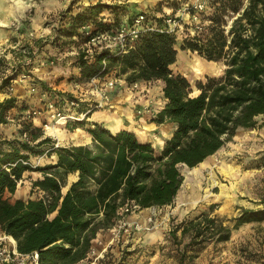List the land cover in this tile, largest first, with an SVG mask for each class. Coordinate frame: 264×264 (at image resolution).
Segmentation results:
<instances>
[{"label": "trees", "instance_id": "1", "mask_svg": "<svg viewBox=\"0 0 264 264\" xmlns=\"http://www.w3.org/2000/svg\"><path fill=\"white\" fill-rule=\"evenodd\" d=\"M103 7L91 5L74 14L67 9L58 15L60 26L52 42L56 54L47 49L45 58L54 61L66 48L72 49L75 36L85 37L92 52L88 47L73 56L80 69L78 80L103 77L115 69L116 76L129 85L161 81L165 104L154 120L174 124V130L159 151L133 131L114 133L98 123L86 129L91 144L61 146L28 117L35 105L25 107L17 135L5 139L9 150L0 152V233L12 236L21 254L37 252L40 264H79L85 260L97 234L111 230L129 214L121 211L127 205L137 210L173 204L184 181L182 166L196 167L217 153L239 129L258 127V117L264 115V0H247L246 4L243 0H206L200 11L191 5L189 14L197 13L199 23L183 39L180 49L226 65L222 76L197 81L199 92L195 95L187 77L172 70L179 54L172 32L145 31L121 53L103 43L93 45L92 37L113 33L121 23L114 7L105 6L114 13L111 22L101 17ZM227 14L236 15L229 27ZM164 16L157 19L158 25L164 24ZM83 25H90L88 34L81 29ZM17 73L4 78L0 89L6 91ZM39 90L64 112L71 111L68 101L74 100L72 95L43 85ZM15 103L13 96L0 101V123L8 122L7 115ZM84 122L68 123L73 129ZM44 153L56 154L57 162L34 166L31 157ZM26 171L42 172L43 177L32 182V190L38 195L10 201L5 194L16 192ZM75 172L78 179L63 193L68 175ZM234 220L235 229L264 221V207L243 208ZM174 227L171 236L182 257L209 240L228 241L232 233V228L208 213ZM180 229L183 235L191 236L182 248L177 235Z\"/></svg>", "mask_w": 264, "mask_h": 264}, {"label": "rangeland", "instance_id": "2", "mask_svg": "<svg viewBox=\"0 0 264 264\" xmlns=\"http://www.w3.org/2000/svg\"><path fill=\"white\" fill-rule=\"evenodd\" d=\"M56 1L60 0H0V41H3L0 44V70L3 73L0 79L10 75L13 76L16 71H25L33 75L34 66H40L42 61H44L42 55L39 56L40 44L35 43L37 38L29 20L30 17H34L36 12L42 10L48 22H50L51 20H58V15L67 9H70L71 13L74 14L78 11H84L91 5H103L104 7L100 12L101 17L108 22L113 20L114 13L110 12L112 9L105 6L114 7L121 22L117 26L118 28L126 25L140 13L148 14L153 21H157L159 17L167 14L182 17V26L173 32L177 37L179 59L177 58V61L171 67L175 73H181L187 77L193 87L192 95L199 92L195 86L197 81H206L207 77H219L224 73L226 65L223 61H209L211 62L209 66L213 70L196 75L191 70V65L196 63L198 58L206 60L197 52L180 49L183 39L188 33H192L193 26L199 23V18L194 20L189 14V11H192L191 5L197 3V0H69L68 7L57 13L48 9ZM243 2L246 4L247 0H243ZM235 17L236 15L233 14L225 16L227 27H229ZM17 25H19L18 30L16 29ZM59 26L60 24L54 29L56 30ZM10 29L15 32L13 36L7 34ZM89 29L91 30V28ZM30 32H33L34 36H30ZM86 34L84 35L86 36ZM6 38H8L7 41L5 40ZM74 39L76 43H72L73 46L70 49L73 52L71 53L72 56H75L79 49H86L91 45L86 41L85 37L79 39L78 36H75ZM49 63L50 67L45 65L41 67L46 68V70L56 71L58 81L66 80V83L59 90L55 89V91L64 94L73 93L70 90L75 89L74 84L76 82L84 83L82 84L84 90H81V92L86 97L80 96V92L75 95L78 98H82V100L79 106L71 107L70 112L73 115H77V112L81 109V111L86 110L89 104L95 103L98 97L95 93H91L88 85L85 84L86 81H79V76L75 74L65 73L66 69L63 70L60 67V63H52V61H49ZM116 75L117 71L112 69L108 74L100 78L101 82H106L110 77L118 78ZM119 79L123 83L116 84V87L109 92L110 105L93 109L92 112L106 110L114 116L120 117L121 121L125 120L132 130L137 133L136 135L141 141L152 140V144L161 142L159 137L168 135L163 132L167 131L169 133V131L174 129L172 123L157 124L154 120L158 110H161L165 104L162 82H142L141 87L132 89L129 84L124 83V79ZM15 80L18 81L20 79L16 77ZM62 89H65V91ZM86 90L87 92H85ZM40 92L39 90L31 93L33 95ZM42 103L43 101H39L36 105ZM111 104L114 106L112 107ZM83 106L84 108H81ZM49 124L50 127L44 129L50 135H52V127L55 126L60 129L64 125L54 121H50ZM78 130L84 133H81L78 139L73 136L74 141L85 143V130L83 128L77 127L71 132L74 133ZM53 135L57 136V133ZM60 139L62 140V138ZM155 149L157 151L160 150L158 147ZM181 172L184 176L181 190L183 196L185 198L188 197L191 201L193 210L201 211L203 209L204 213L208 212L212 217L218 218L224 225L232 228V233L228 241L216 243L209 240L197 250H187L182 257L181 252L177 251V245L171 236V230L175 229L173 225L163 237V249L168 254V258L163 260V264H264V221L250 222L241 225L237 229L234 228V219L243 208L258 209L264 207V115L258 117V127L254 129H239L236 135L226 142L217 153L194 168L182 166ZM26 180L28 182L23 183L19 187V192L13 194L11 198L19 196L26 199L30 196L36 197L38 195L37 191L29 189V182L32 181L31 177H27ZM177 235L182 243L183 240H188L190 234L186 233L183 235L182 231L178 230ZM106 258L104 255L99 260H106ZM88 260L91 259L89 258ZM97 262L98 260L95 263Z\"/></svg>", "mask_w": 264, "mask_h": 264}, {"label": "crops", "instance_id": "3", "mask_svg": "<svg viewBox=\"0 0 264 264\" xmlns=\"http://www.w3.org/2000/svg\"><path fill=\"white\" fill-rule=\"evenodd\" d=\"M69 3V0L56 1L48 9L54 10L56 13L61 12V10H64L68 7ZM29 20L30 25L33 27L35 36L37 38L35 43L37 42L41 46L45 44V46H43L42 48L40 46L39 52V56L42 55L44 61H42L40 66H34V70L32 71L34 79H36L37 81V87L39 89V86L43 85L51 91H55V89L59 90L62 85L66 83V80L58 81L56 77V71L46 70V68L44 69L41 67L42 65L50 67L49 61L51 60L45 58V52L47 49H50V52L56 54V49L53 48L52 42L56 36V31L54 28L60 23L59 18L56 21L51 20L50 22H48V19L43 14V11L40 10L34 14V17H30ZM7 34H10L9 36H13L15 32L14 30L10 29ZM5 40L7 41L8 38H6ZM1 42L3 41H0V44ZM44 48L46 49L44 50ZM70 49L71 48L69 47L66 48L64 53L59 54V57L54 58V61L52 60V63H60V67H62L63 70L66 69L65 73L67 74H75L76 76H80V69L75 65V63H73L75 59L71 55V53L73 52L70 51ZM51 67L53 66L51 65ZM1 72L2 71L0 70V77L3 75V73ZM1 80L3 79H0V81ZM12 82L11 84H9V87L12 86L13 88L10 93L9 91L7 92V90L3 92V90L0 89V101L10 96L16 98V106H14L10 110V114L15 117L14 120L8 121L6 123H0V152L9 150L10 146L5 141V139L9 140L17 135L20 128L19 117L21 113L27 112L25 107H32V105H36L37 103H39V101H44L46 99V97L43 96L41 92L38 94L34 93L32 95V93L29 91V83L27 80L23 81L20 79L18 81L14 80ZM124 83L126 82L124 81ZM81 89L82 91L84 90L83 88ZM62 90L65 91V89ZM70 91L73 92L69 93L72 96L76 95L79 92L75 89ZM85 92H87V90ZM80 96L86 97V95L82 94V92H80ZM113 106L114 105H112V107ZM115 106L117 105L115 104ZM117 118L119 119V121H117ZM94 123L102 124L108 129L111 128L110 130L114 133L121 129H128L130 131L135 132L134 130H132L130 125L125 122V120L121 121L120 117L114 116L112 113H109L106 110H96L92 112L90 116H87L85 118L84 124L78 127L83 128L85 130V143L74 141L73 133L71 131L76 128L71 129L70 127L73 126V124L71 123H64V125L62 124L63 126H61L59 129V131H61L62 133H57L58 137L54 136L53 134L50 135L47 130H45L44 128L43 129L46 136H51L54 140H56V145L68 146L71 144H90L92 142V138L86 129H88L89 127H93ZM34 125L37 127H42L39 122L34 123ZM114 126L116 127L115 129H113ZM173 130L169 131L166 137L160 136L159 138L162 139L161 142H155V144L153 143V146L155 148L158 147L159 149H162L163 143L172 135ZM60 138H62V140ZM147 142L152 143L153 141L147 140ZM57 160L58 157L56 154L49 155L47 153H44L42 155L31 157V163L34 166H45L48 164H53L56 163ZM29 176L32 179V181L29 182V189H32L33 180L42 178L43 174L40 171H26L23 174V178L20 180L17 190L14 194H17V192H19V187H21L23 183L28 182L26 178ZM77 179L78 172L70 173L67 177V185L62 189L63 193H65L71 183H73ZM33 191L36 190L34 189ZM181 193L182 190L180 189L173 204L166 205L163 207L154 206L143 209H137L129 214H126L125 218H123L127 220L129 225L126 231L116 233L115 230L112 228L111 230L105 233H98L97 238L95 239L97 251L103 252V256L105 255L107 258L106 260H98V262L94 264H163V260L168 258V254L163 249V237L170 231L171 226L181 223H187L190 220L195 219L200 214L204 213L203 209L201 211H194L193 205L190 203L191 201L188 199V197L185 198L183 196V193ZM12 195L13 194L11 193H6L5 197L8 198L10 201H14L17 198H21L19 196L11 198ZM28 198L35 197L30 196ZM136 224L139 225L140 229L137 227L139 230L135 228ZM147 227H149V229H146ZM190 239L191 236L189 235L188 240H183L180 245V248L187 244ZM177 251H180V249ZM79 264H89V261L83 260Z\"/></svg>", "mask_w": 264, "mask_h": 264}, {"label": "built area", "instance_id": "4", "mask_svg": "<svg viewBox=\"0 0 264 264\" xmlns=\"http://www.w3.org/2000/svg\"><path fill=\"white\" fill-rule=\"evenodd\" d=\"M205 5V0H197V3L193 4L194 8L198 11L202 10ZM194 20H198V14H194L193 16H190ZM182 17H178L177 15H170L167 14L164 16V24L158 25L156 21H153V19H150L148 14L146 13H140L136 17L132 19L131 22H128L126 25H123L119 28H117L113 33H102L99 35H96L91 38V43L93 45H97L99 43L105 44L106 47H115L118 52H126L127 49L134 43V41L139 37V35L145 31L148 30H156V31H167V32H175L177 29H179L182 24ZM90 28V25H83L82 30H85L88 34V30ZM16 29H19V25L16 26ZM30 36H34L33 32H30ZM88 51L91 53L92 48L89 47ZM16 77H18L21 80H27L29 83V89L31 92H38L39 89L37 87V81L34 79V76L30 73H27L25 71L18 72ZM101 77H92L89 80L85 82V84L88 85L89 90L92 94L95 93V95L98 97V99L95 100V103L89 104L88 108L84 111H81L80 113L77 112V115H73L71 112H64L55 100H52L48 98L47 93L43 92V96L46 97V99L43 101L40 105H35L31 110L28 111L27 115L34 123H40L43 128H49L50 121H54L55 123L60 122L61 119L64 117L71 115L73 117L72 120L67 119L65 121V124L70 121H76L79 119H83L86 117L89 113L92 112L93 109L96 108H104L105 105H110V94L109 92L113 90L116 87V84L122 83V80L119 78L110 77L106 80V82H101ZM15 79H12L11 81H14ZM125 81V80H124ZM142 82H135L131 84L132 89H138L141 87ZM84 84V83H82ZM80 82H76L74 84L75 90L81 92V88L83 87ZM12 86L8 88L9 93L12 91ZM74 100H70L69 106L70 107H77L79 106L80 101L82 98H78L77 96L73 95ZM8 121H13L14 117L9 114L7 115ZM26 137V135H24ZM135 206L127 205L125 206L121 211L122 212H129L131 213L134 211L133 209ZM128 222L126 219H121L114 227L116 233H120L122 231H126L128 229ZM139 225L136 224L135 228L139 230ZM146 229H149L147 227ZM103 257V252H98L97 247L92 246L89 252L88 257L86 258L87 261H90L89 264H94L97 260ZM91 260H88V259ZM0 264H40L38 253L34 252L31 254H21L16 245V241H11L10 235H6L4 233H0Z\"/></svg>", "mask_w": 264, "mask_h": 264}, {"label": "bare ground", "instance_id": "5", "mask_svg": "<svg viewBox=\"0 0 264 264\" xmlns=\"http://www.w3.org/2000/svg\"><path fill=\"white\" fill-rule=\"evenodd\" d=\"M19 5H21V3H19ZM20 7H22V6H20ZM179 59V58H178ZM209 65H211V62H207V61H204L203 59H199L198 58V60H197V62L196 63H194L193 65H191V70L196 74V75H200V74H203V73H205V72H211L212 70H213V68L212 67H210ZM67 119H69V120H72L73 119V117L71 116V115H68V116H66V117H64L63 119H61L60 120V122H59V124H64L65 123V121L67 120ZM117 121H119V119H117ZM116 122V121H115ZM114 122V123H115ZM119 123V122H118ZM117 125V124H116ZM116 127L114 126L113 127V129H115ZM58 127H52L51 128V133L52 134H54V133H58V134H61L62 132L61 131H58ZM111 129V128H110ZM81 131H75L74 133H73V136L76 138V139H78L79 138V135H81ZM84 133V132H83ZM82 133V134H83ZM165 135H167L168 134V132L167 131H164L163 132ZM86 136V135H85ZM89 138V137H88ZM88 138H86V139H88ZM160 140H162L161 138H159ZM83 140V139H82ZM159 141V140H158ZM205 161V160H204ZM204 164V163H203ZM193 168V167H192ZM197 169V168H196ZM195 173H196V171H195ZM198 173V172H197ZM189 174H191V173H189ZM10 239H11V241H15V239L12 237V236H10Z\"/></svg>", "mask_w": 264, "mask_h": 264}]
</instances>
